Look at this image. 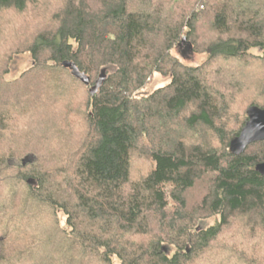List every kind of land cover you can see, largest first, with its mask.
Instances as JSON below:
<instances>
[{
    "label": "trees",
    "instance_id": "16d2710c",
    "mask_svg": "<svg viewBox=\"0 0 264 264\" xmlns=\"http://www.w3.org/2000/svg\"><path fill=\"white\" fill-rule=\"evenodd\" d=\"M31 11L34 66L0 72V264H264V141L230 152L264 109V0H0V37Z\"/></svg>",
    "mask_w": 264,
    "mask_h": 264
},
{
    "label": "rangeland",
    "instance_id": "374dc122",
    "mask_svg": "<svg viewBox=\"0 0 264 264\" xmlns=\"http://www.w3.org/2000/svg\"><path fill=\"white\" fill-rule=\"evenodd\" d=\"M45 3L42 1L39 5L40 8H44ZM51 9H55V5H50ZM45 9V8H44ZM33 16L29 21H25L23 17L16 18L12 24L8 23L3 26L5 34L0 37V44H3L0 49V72L3 66L5 70L8 69L5 79L9 82L18 79L23 73L28 71L34 66V60L30 53L26 52L24 46L26 41H29L32 34L38 29L46 26L45 22L48 23L47 16H39L37 12H30ZM47 17V18H46ZM15 52V53H13ZM258 50H254V54H258ZM11 59H10V54ZM174 56L178 57L182 63L188 66H199L203 64L207 59L206 53H193L187 44L178 47L173 51ZM9 59V60H8ZM111 71V68L106 69ZM170 83L169 77L161 76L160 74H155L149 81L147 87L144 90V94H150L154 91L167 86ZM214 223V219L206 220L201 222V227H209ZM114 264H119V262L114 259Z\"/></svg>",
    "mask_w": 264,
    "mask_h": 264
},
{
    "label": "water",
    "instance_id": "95a60500",
    "mask_svg": "<svg viewBox=\"0 0 264 264\" xmlns=\"http://www.w3.org/2000/svg\"><path fill=\"white\" fill-rule=\"evenodd\" d=\"M182 41L185 42L186 39L184 38ZM62 66L69 69L71 74L83 84L90 85L91 78L86 73L81 72L76 63L65 61ZM247 117L248 121L239 136L230 143V152L233 155H241L251 144L264 141V109L253 106L248 109ZM256 170L264 177V163L257 165ZM163 249L166 250L165 247Z\"/></svg>",
    "mask_w": 264,
    "mask_h": 264
}]
</instances>
